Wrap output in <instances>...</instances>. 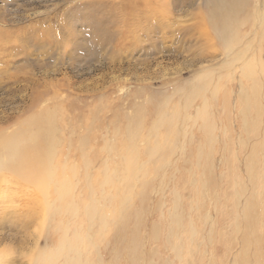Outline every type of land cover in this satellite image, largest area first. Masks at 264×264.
<instances>
[{
    "label": "rangeland",
    "instance_id": "374dc122",
    "mask_svg": "<svg viewBox=\"0 0 264 264\" xmlns=\"http://www.w3.org/2000/svg\"><path fill=\"white\" fill-rule=\"evenodd\" d=\"M126 4L0 0V264H256L264 0Z\"/></svg>",
    "mask_w": 264,
    "mask_h": 264
},
{
    "label": "bare ground",
    "instance_id": "6f19581e",
    "mask_svg": "<svg viewBox=\"0 0 264 264\" xmlns=\"http://www.w3.org/2000/svg\"><path fill=\"white\" fill-rule=\"evenodd\" d=\"M151 2H152V0H151ZM124 3V2H123ZM137 3L139 4V3H141V5H143V7H144V2H143V0H127V4H126V6L125 7H127V10H131V9H135V6L137 5ZM122 4V3H121ZM124 5V4H123ZM122 5V6H123ZM124 8V7H123ZM132 13V12H131ZM225 13L226 12H224V14H222L219 18H218V16H216V26L218 27V29H219V31L221 32V34L220 35H222V33L224 32L225 33V31L228 33V29H229V27H231V26H233V24L231 23L232 22V20H231V18L230 17H228L227 16V18L225 17ZM123 15H126V14H123ZM133 15H134V13H133ZM127 16V15H126ZM128 17V16H127ZM126 17V18H127ZM125 18V19H126ZM232 24V25H231ZM217 29V30H218ZM232 29V28H231ZM219 31H218V33H219ZM264 147V144H262L261 146H259L258 147V149L256 150V152H255V154H254V156H253V159H252V162H251V166H250V172L252 173V176L255 178V180H256V174L257 173H255L256 172V169L255 168H257V167H255V166H257L256 165V163L258 162L257 161V159H258V150H260V149H262ZM257 176H258V174H257ZM256 182V181H255ZM257 183H258V181H257ZM259 202V201H258ZM257 202L255 201V198L253 197L249 202H248V206H247V218H248V221H249V219H250V217L252 216V212L253 211H251V209H253V208H255L256 207V204ZM254 220H255V218H254ZM250 223V222H249ZM251 224V223H250ZM253 224V223H252ZM254 224H256V223H254ZM258 225V224H257ZM260 225V224H259ZM250 225H248V227H249ZM252 227V225L249 227V228H251ZM252 230V229H251ZM249 231H250V229H249ZM257 233H258V235H257ZM257 233H255L256 235H257V240L258 241H261V239H262V237H261V235H263V233H264V224L262 223V226H261V229L259 230V232H257ZM255 235V236H256ZM253 236V235H252ZM249 237V236H248ZM254 237V236H253ZM249 238H251V237H249ZM253 239V238H252ZM251 239V240H252ZM250 240V241H251ZM255 240V239H254ZM256 240V241H257ZM249 241V240H248ZM249 241V242H250ZM249 245V244H248ZM251 246V245H250ZM259 249V248H258ZM262 249V248H261ZM260 250V249H259ZM246 251H247V249H246ZM244 252V251H243ZM242 252V254L244 255V256H242V254H241V256L243 257V258H241V260L240 261H242L241 263L242 264H244L245 263V260H246V258H245V256L247 255L246 253L248 252H244L243 253ZM260 252H261V250H260ZM259 252V254H258V256H255L256 258H257V262H256V264H264V255L262 254V253H260ZM257 254V253H256ZM254 255V254H253ZM247 257V256H246ZM254 257V258H255ZM43 259V258H42ZM248 260H249V258H247ZM256 261V260H255ZM249 262V261H248ZM240 263V264H241ZM251 264H252V262H250ZM247 264V263H246ZM249 264V263H248Z\"/></svg>",
    "mask_w": 264,
    "mask_h": 264
},
{
    "label": "clouds",
    "instance_id": "9594fccd",
    "mask_svg": "<svg viewBox=\"0 0 264 264\" xmlns=\"http://www.w3.org/2000/svg\"><path fill=\"white\" fill-rule=\"evenodd\" d=\"M144 2V10L146 13H151L153 12V5H152V2L151 0H143Z\"/></svg>",
    "mask_w": 264,
    "mask_h": 264
}]
</instances>
